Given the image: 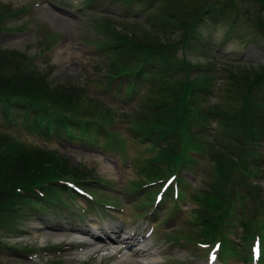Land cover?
Wrapping results in <instances>:
<instances>
[{"label":"trees","instance_id":"trees-1","mask_svg":"<svg viewBox=\"0 0 264 264\" xmlns=\"http://www.w3.org/2000/svg\"><path fill=\"white\" fill-rule=\"evenodd\" d=\"M142 1H146L143 11H149L152 2L159 3L160 11L153 16L154 23L148 29L141 24L114 22L121 25L117 29L116 24L102 18L92 22L95 32L101 35L97 49L108 58L98 63L99 72L94 73L86 87L99 86L100 94L109 90L113 80H125L132 74L126 83L116 85L130 96L140 74L152 75L157 83L150 80V84L156 85L150 91L154 95L147 100L148 106L133 116L123 115L121 122L134 142L148 143L158 155L149 161L145 173L148 180L144 182L162 179L155 163H163L165 176L195 165L199 159L191 152L202 160L206 157L213 173L207 190L198 189L192 197L197 205L191 211V219L198 225L197 238L192 239L187 233L170 239L208 246L218 241L221 250H226L229 239L224 233L236 223L241 229V241L259 237L263 257L264 193L260 189H264V164L260 163H264V64L234 71L222 67V99L204 107L207 92H213L210 84L215 78L205 72H192L198 67L183 58L177 60L176 55L196 37L206 17L213 18L216 11L229 8V0H163L162 4L161 0ZM252 1L259 11L264 10V0ZM24 8L13 11L0 3V30L4 29L3 20L16 17ZM52 36L47 33L38 42L37 49H42L39 54L49 49L47 43ZM32 58L17 50L0 49V113L10 119L12 108L22 110L24 115L37 111L45 123L25 125L28 130L33 128L49 137L61 135L68 142L84 138L88 145L103 144V148L115 149L124 158V139L115 127L117 116L98 102V92L90 91L88 95L86 87L50 81L43 70L33 65ZM85 99V107L94 114L91 117L80 115ZM212 123L218 129L208 131L205 138L211 140H206L202 132ZM9 140L0 136V252L6 246L2 238L10 234L14 220L24 212L21 208L67 206L62 195L74 194L62 183H84L88 179L56 152L24 148L18 141ZM163 144L164 149H157ZM252 177L263 181L254 184ZM144 182H134L131 188L141 191ZM176 183L180 185L182 181L176 178ZM177 196L183 199V192L178 191ZM150 197L149 192L145 198ZM149 202L143 201L145 205Z\"/></svg>","mask_w":264,"mask_h":264},{"label":"rangeland","instance_id":"rangeland-1","mask_svg":"<svg viewBox=\"0 0 264 264\" xmlns=\"http://www.w3.org/2000/svg\"><path fill=\"white\" fill-rule=\"evenodd\" d=\"M79 2L80 0H0V3L5 4L13 11L25 7L16 17L3 20L4 29L0 30V49L17 50L33 57V65L43 70L50 81L68 82L71 85L85 88L88 80L92 79L91 75L99 72L98 63L108 58L106 53L99 54L96 48V43L100 40L101 35L97 34L91 25L93 15L101 14L102 11L112 14L114 17L124 15L128 17L126 20L134 19L141 22L142 26L147 27L150 26L153 16L160 11L158 2H152L151 9L143 12L146 1L105 0L98 3L99 8L91 15L78 12ZM160 3L162 4L163 0ZM257 7L258 5L256 6L252 0H229L227 10L216 11L213 18L206 17V21L198 27L196 37L190 41L183 52L177 51V60L183 58L185 62L198 67L192 69V72H205L215 78L210 85L217 92L213 96H209V92H207L208 96L205 98L204 107L211 106L222 99L219 92L223 82L222 67L234 71L256 68L264 64V10L259 11ZM232 22L234 24L230 28L229 24ZM120 26L115 25V28L119 29ZM17 27L20 29H16ZM47 31L58 34L59 38L54 45L47 43L49 50L39 54L38 50L42 49H37L38 42ZM144 71L146 70L144 69ZM140 75L139 79L142 76L144 78L131 92V94L136 93L135 98H131L124 104L112 100L107 101L110 109L117 116V122L122 121L124 114L133 116L134 112L148 106L147 100L154 95L150 94L152 88L146 91V85H143L145 82L150 83L152 79L155 80L154 77ZM131 77L132 74L127 76L124 82L126 83ZM192 77L193 73L190 75V78ZM90 89L97 93L96 89L90 85L86 87L85 92L88 94ZM122 90H113V92L122 98L124 91ZM97 100L103 106L105 105L104 101L100 102L103 99L98 97ZM86 103V99L81 103L80 115L91 117L94 114L92 110L85 107ZM41 106L53 109L45 104H41ZM9 112L11 113L9 115L11 122L0 113V136L5 138V141H10L9 139L12 138L24 148H39L44 151L49 149L48 151L63 156L67 159L70 167H76L83 171L86 179L88 178L85 180V184L80 183V187L92 195L94 193L98 195L99 191H106L107 196L99 195L98 202L115 204L117 209L103 211L97 206H93L91 209L86 208V213L82 215L78 211L75 212L76 205L83 208L86 207V202L79 197L71 199L68 195H62V198L69 204L67 209L72 208V212L67 216H65V212L52 214L53 207L50 206L38 209L35 208L36 206L26 205L21 208L24 210V214L14 220L11 234L4 239L7 245L13 246L20 253L14 254L11 250L0 252V261L3 264H206L207 256L196 243L170 242L172 235L183 236L188 233L192 239L197 238L195 234L197 226H194L191 219V211L197 209V205L192 197L196 195L198 189L207 190V186L212 182L211 164L206 157L202 160L196 152H191L193 157L199 159L195 165L197 169L194 170L195 166L192 168L196 177H190L189 173L192 170L187 172L182 169L179 173L186 184L185 198L177 204V207L182 210H177L174 207L170 211L172 204L168 198L157 207V211L150 217V214L146 215L150 207H144L145 204L139 198L133 204L131 200H134L135 197L129 192L132 183L148 180L145 179L146 166L143 167L142 163L158 157L156 151L151 149L149 144L134 143L126 135L125 157L121 158L115 149H105L102 147L103 144H98V150H92L87 148L86 143L79 140H74L72 143L66 142L61 138L64 136L61 135L60 140L50 138L49 141L29 135L24 131L22 124L35 127L40 122L45 123L44 119H40L39 112L24 115L22 110L13 108ZM210 128L218 129L213 125ZM208 131L209 128H205L202 132L204 138ZM119 132L122 134V130ZM164 148L165 144L157 147V149ZM127 163L129 166L126 165ZM153 165L156 167L157 175L161 178L165 177L163 163ZM97 179L106 182L109 187L106 188L95 183L94 180ZM255 179H252L253 182L255 180V184L261 183L259 178ZM156 189L157 186L150 187L143 191L142 196L145 198L149 194V190L154 192ZM261 191L264 192V189H260ZM104 197H108L110 200L104 199ZM135 207H138L139 210L143 208L142 212H145L143 218L134 216L137 211ZM160 207L162 209L159 210ZM114 216L120 217L117 219L128 230L144 232L148 225L153 226V232L143 246L147 250L146 253L138 254V256L131 255L121 245L108 243V246L98 248L96 254H93L92 252L99 244L94 247L85 245L86 241H92L87 235L73 233L67 229L52 230L45 227L48 224L57 226L67 224L77 230H86L87 222L100 227L104 221L113 219ZM36 226L42 228L35 229ZM232 229L234 233L229 234V238L232 247L235 248V257H228L225 262L227 264H248V262L243 263L242 259L249 253L247 250L249 241H241L238 238V229ZM56 245H60L61 248L58 249ZM22 248L26 249L22 251L24 254L21 253L20 249ZM147 252L149 253L147 254ZM28 253H34L30 259L25 258ZM54 255L57 258H54ZM54 259L56 260L52 261Z\"/></svg>","mask_w":264,"mask_h":264},{"label":"bare ground","instance_id":"bare-ground-1","mask_svg":"<svg viewBox=\"0 0 264 264\" xmlns=\"http://www.w3.org/2000/svg\"><path fill=\"white\" fill-rule=\"evenodd\" d=\"M58 21V20H57Z\"/></svg>","mask_w":264,"mask_h":264}]
</instances>
